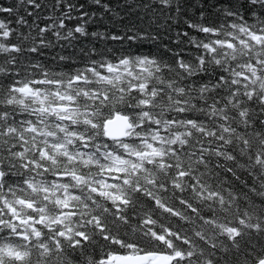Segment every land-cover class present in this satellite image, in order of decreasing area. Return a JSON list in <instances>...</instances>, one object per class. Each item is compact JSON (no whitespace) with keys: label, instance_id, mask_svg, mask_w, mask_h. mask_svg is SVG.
<instances>
[{"label":"snow or ice","instance_id":"6c2138e0","mask_svg":"<svg viewBox=\"0 0 264 264\" xmlns=\"http://www.w3.org/2000/svg\"><path fill=\"white\" fill-rule=\"evenodd\" d=\"M0 264H264V0H0Z\"/></svg>","mask_w":264,"mask_h":264}]
</instances>
